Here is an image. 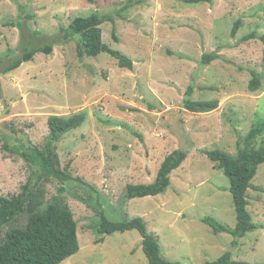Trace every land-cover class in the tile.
I'll use <instances>...</instances> for the list:
<instances>
[{
  "label": "rangeland",
  "instance_id": "rangeland-1",
  "mask_svg": "<svg viewBox=\"0 0 264 264\" xmlns=\"http://www.w3.org/2000/svg\"><path fill=\"white\" fill-rule=\"evenodd\" d=\"M212 1L0 0V136L10 147L41 148L49 116L86 115L56 150L60 168L79 181L41 184L46 201L64 189L77 223L79 251L60 264H147L135 230L95 243L98 205L112 221L143 219L165 260L205 264L230 252L236 261L264 263V163L246 190L253 231L234 238L202 222L236 225L230 181L204 152L235 156L238 141L264 120V0ZM93 13L112 18L101 25L103 42L133 60L131 71L106 54L79 58L78 38L64 41L61 28ZM43 45L50 54L4 73L25 48ZM214 51L221 58L202 65V55ZM251 72L260 83L256 92L248 90ZM188 86L192 100H217L218 108L183 109ZM261 144L264 135L254 147ZM177 149L187 157L164 193L123 199L126 185L152 183ZM31 175L24 159L0 150V196L18 194Z\"/></svg>",
  "mask_w": 264,
  "mask_h": 264
},
{
  "label": "trees",
  "instance_id": "trees-1",
  "mask_svg": "<svg viewBox=\"0 0 264 264\" xmlns=\"http://www.w3.org/2000/svg\"><path fill=\"white\" fill-rule=\"evenodd\" d=\"M126 1L128 5L133 3V0ZM183 1L189 5L213 2L212 0ZM107 21L113 22L112 18L100 16L97 13L78 16L66 28H61L60 34L64 41L78 38L76 52L79 58L84 56L94 58L100 54H106L116 60L119 68L131 71L133 60L103 42L101 25ZM238 25V22L234 24L231 30L232 36L235 35ZM253 38L254 36L251 35L244 39ZM260 39L264 42V38ZM51 48L50 45L25 48L23 55L13 59L4 69V73L18 69L23 63L31 61L37 53L50 54ZM220 58L217 51L203 54L201 64L209 65ZM251 77L248 90L256 92L260 89L258 76L255 72H251ZM192 95L193 87L188 86L182 100V107L186 111L209 113L218 108L217 100L195 101L192 100ZM85 121L86 115L82 112L66 118L49 116L47 118L48 135L41 148L28 147L23 150L22 146L10 147L7 139L0 136V142L3 143L0 150L21 157L32 168V175L18 194L10 197L0 196V264H60L78 253L77 223L62 194L64 189L59 188V194L46 201L41 184L49 180H56L59 183L77 180L67 172V167L60 168L56 150L61 137L80 127ZM262 135H264V120L260 119L251 126L241 142L238 141L235 156L220 150L204 152L215 168L230 181L229 192L236 218L233 229L212 218H203L202 222L215 234L226 233L234 238H242L256 228L246 210L248 205L246 190L252 187L251 181L257 173L258 166L264 163V145L254 147L256 139ZM186 157L187 153L183 150L172 151L162 161L152 183L126 185L123 199L154 197L164 193L170 186V173L177 169ZM96 213L99 216L96 230L101 237L95 243L102 242L104 235L135 230L141 236L142 251L147 264H180L165 260L161 256L158 240L153 234L147 232L143 219L136 217L129 221H112L106 218L100 205L97 206ZM205 264L249 263L233 260L230 252H226L215 261Z\"/></svg>",
  "mask_w": 264,
  "mask_h": 264
}]
</instances>
